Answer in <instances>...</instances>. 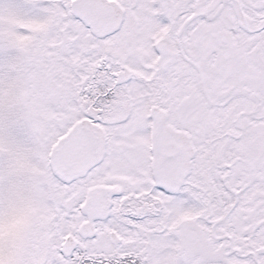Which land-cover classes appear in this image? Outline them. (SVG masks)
<instances>
[{
  "label": "snow or ice",
  "instance_id": "1",
  "mask_svg": "<svg viewBox=\"0 0 264 264\" xmlns=\"http://www.w3.org/2000/svg\"><path fill=\"white\" fill-rule=\"evenodd\" d=\"M0 264H264V0H0Z\"/></svg>",
  "mask_w": 264,
  "mask_h": 264
}]
</instances>
